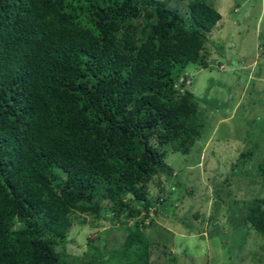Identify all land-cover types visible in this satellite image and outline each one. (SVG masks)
<instances>
[{"label":"trees","instance_id":"16d2710c","mask_svg":"<svg viewBox=\"0 0 264 264\" xmlns=\"http://www.w3.org/2000/svg\"><path fill=\"white\" fill-rule=\"evenodd\" d=\"M166 3L0 0V264H62L70 214L106 210L134 219L131 248L109 254L147 264L143 187L171 171L150 139L189 147L199 136L183 69L206 66L220 19L204 0L186 14ZM256 174L264 181V151ZM243 218L264 240V198Z\"/></svg>","mask_w":264,"mask_h":264},{"label":"rangeland","instance_id":"374dc122","mask_svg":"<svg viewBox=\"0 0 264 264\" xmlns=\"http://www.w3.org/2000/svg\"><path fill=\"white\" fill-rule=\"evenodd\" d=\"M163 1L186 14L189 0ZM204 1L220 14L200 52L206 66L183 69L200 134L189 147L150 139L171 171L143 187L154 203L141 229L147 264H264V240L243 218L253 199L264 198L256 174L264 151V0ZM133 221L109 210L99 219L73 212L55 251L62 264L97 256L101 264H129L109 252L131 248Z\"/></svg>","mask_w":264,"mask_h":264}]
</instances>
